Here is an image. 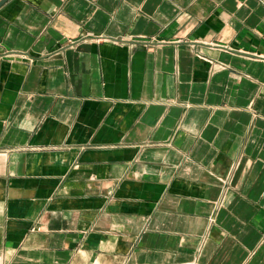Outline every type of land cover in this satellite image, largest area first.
Instances as JSON below:
<instances>
[{
  "label": "crops",
  "instance_id": "0c3cea01",
  "mask_svg": "<svg viewBox=\"0 0 264 264\" xmlns=\"http://www.w3.org/2000/svg\"><path fill=\"white\" fill-rule=\"evenodd\" d=\"M0 264H264V0L0 6Z\"/></svg>",
  "mask_w": 264,
  "mask_h": 264
},
{
  "label": "water",
  "instance_id": "95a60500",
  "mask_svg": "<svg viewBox=\"0 0 264 264\" xmlns=\"http://www.w3.org/2000/svg\"><path fill=\"white\" fill-rule=\"evenodd\" d=\"M8 0H0V6H2L5 2H7Z\"/></svg>",
  "mask_w": 264,
  "mask_h": 264
}]
</instances>
